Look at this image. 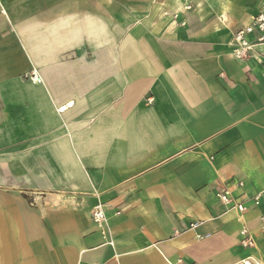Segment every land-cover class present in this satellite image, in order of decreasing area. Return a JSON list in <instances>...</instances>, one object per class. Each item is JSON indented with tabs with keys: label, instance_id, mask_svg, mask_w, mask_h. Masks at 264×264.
<instances>
[{
	"label": "crops",
	"instance_id": "0c3cea01",
	"mask_svg": "<svg viewBox=\"0 0 264 264\" xmlns=\"http://www.w3.org/2000/svg\"><path fill=\"white\" fill-rule=\"evenodd\" d=\"M260 1L0 0V264H264Z\"/></svg>",
	"mask_w": 264,
	"mask_h": 264
},
{
	"label": "built area",
	"instance_id": "2783aa9c",
	"mask_svg": "<svg viewBox=\"0 0 264 264\" xmlns=\"http://www.w3.org/2000/svg\"><path fill=\"white\" fill-rule=\"evenodd\" d=\"M257 45H264V0L260 1L259 9L257 14L252 17L250 23L245 27L239 29L233 35V45H232V54L233 57L242 61L247 58L251 48ZM258 64L264 65V55L257 60ZM32 82L38 83L40 80L37 76L33 75L31 78ZM59 109V111H61ZM219 202L226 207L227 210H234L241 217L246 211L245 207L241 203H237L231 198V195L228 190L222 189L216 194ZM253 205H258V196L253 198ZM117 215L119 213H116ZM90 218L94 224L106 233V217L104 212V207L102 204L97 203L94 205L90 211ZM200 225L199 222L193 223L190 225V229L196 228ZM239 245L244 249H252L255 244L251 238L248 230L242 226L239 231ZM200 238V237H198ZM111 245V241L108 242ZM238 264H256L253 263L250 258H245L241 260Z\"/></svg>",
	"mask_w": 264,
	"mask_h": 264
}]
</instances>
